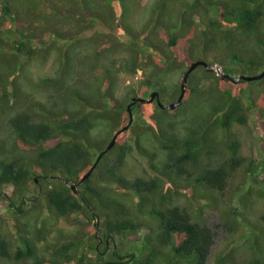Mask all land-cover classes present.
<instances>
[{
    "label": "trees",
    "instance_id": "obj_1",
    "mask_svg": "<svg viewBox=\"0 0 264 264\" xmlns=\"http://www.w3.org/2000/svg\"><path fill=\"white\" fill-rule=\"evenodd\" d=\"M167 1L150 2L154 5L148 18L150 26L167 19H160ZM176 3L181 5V15L177 23L167 24L164 29L167 46L174 51L167 65L183 68L186 64L189 67L195 58L207 61L212 58L213 62L224 65L226 74L238 76L237 69L228 65L229 53L223 44L230 47L225 41L258 28L264 19V0H177ZM0 4V104L4 112L12 110L21 96H27L20 92L19 79L14 75L22 69L26 57L59 50L67 56L80 53L86 59L94 52L99 60L95 74L100 67L105 70L99 74L105 78L99 100H91L83 90L72 86V98L82 101L83 106L75 100H66L64 106L56 104V109H49L46 104L30 101L28 95L31 106L10 116L15 146L30 152L23 155L8 151L0 143V153L4 154L0 159V264H21L29 259L33 264H207L215 244V232L202 220L200 211L193 212L176 200L185 188L197 199L218 206L231 180L240 172L247 178L253 177L249 200L254 195L264 198V180L258 178L264 161L247 162L234 129L247 125L251 119L264 121V86L258 91L252 88L264 84V78L233 83L204 67L210 74L206 77L210 85L221 93V101L203 123L188 128L183 135L162 129L168 110L160 108L157 101L137 102L132 107L133 124L102 156L92 175L83 179L117 131L130 122L127 107L137 92L133 88L121 98L116 94L119 87L113 69L123 57L121 53L127 51L130 57L121 60L117 70L124 68L133 76L142 70L145 87H154L161 94L166 92L155 81L154 75L162 68L151 64L157 62L156 54L150 55L147 50L149 34L145 33L142 45L140 41L135 43L133 37L129 39L113 32L118 31L117 22L130 18L138 6L133 5V0H95L93 7L87 0H26L22 7L18 0H0ZM99 23L108 27L102 35L92 31ZM198 24L205 27L203 44L196 43L194 38ZM150 45L160 49L155 40ZM229 58L245 66L264 64V59H248L239 53ZM11 65L14 66L11 73H7ZM73 73L72 68L70 76ZM66 76L60 72L47 79L46 84L64 88ZM11 85L14 92L9 91ZM192 91L200 89L188 85L187 95ZM10 97L16 99L12 104ZM100 126L106 129L102 130L103 136L111 132L105 143L94 134ZM147 129L164 141L165 160L157 159L158 153L143 143ZM131 132L129 141L127 136ZM261 142L264 157V139ZM134 148L149 161L152 177L129 178L125 174L127 159ZM44 179H50L51 183ZM245 181L240 182V188ZM73 182L78 186L74 188ZM32 183L38 185L39 193H32ZM7 186L13 188L11 193L5 190ZM32 203L39 214L36 217L33 213V219ZM234 213L231 226L242 224L249 228L251 258L247 264H264V229L253 223L247 213ZM75 214H83L92 224L87 235H66L69 239L61 244L51 245L48 240L45 247L39 246L40 240L52 232L50 225L39 227V220L52 216L69 218ZM12 219L14 234L6 232L10 230L5 226ZM144 227L147 230L141 232ZM228 253L218 257V264L230 258Z\"/></svg>",
    "mask_w": 264,
    "mask_h": 264
},
{
    "label": "rangeland",
    "instance_id": "obj_2",
    "mask_svg": "<svg viewBox=\"0 0 264 264\" xmlns=\"http://www.w3.org/2000/svg\"><path fill=\"white\" fill-rule=\"evenodd\" d=\"M155 1L156 0H133V5L138 6L137 10L131 15L130 18L120 19L117 22L118 26H116L118 31L113 32L117 35L124 34L129 39H132L133 37L135 43L140 41L142 45L144 41L143 37L149 34V39L146 41L148 43L147 50L150 55L156 54L154 58H156L157 62L155 63L153 61L151 64L153 66L162 68V70H158V73L154 75L156 78L155 81L166 90V92H162L160 98L164 104H170L179 98V80H183L185 70L188 69V64H186V66L183 68L175 64H172L171 66L167 65V59H171L173 57L171 54L174 53V51L171 50L169 46H167L164 29L167 27V24L171 25L177 23L176 21L181 15V5L176 3L177 0H168L164 11L160 15L161 20L167 19L163 21L164 23L161 21L150 26L151 24L149 23L148 18L152 13V7L154 6L150 4V2ZM18 2V5L22 7L25 5L26 0H18ZM87 3L90 7H93L95 0H87ZM170 11H172V14H170ZM170 15H172L174 19H172ZM195 20L200 23L198 16H196ZM147 28H149V30H147ZM204 28L205 27L203 25L199 24L198 28H196V36L194 38L197 40L196 43L198 44H203L202 39L204 38L202 37V29ZM92 31L93 33L99 32V34L102 35L108 31V27L103 23H99L95 30ZM92 31H89V34ZM146 32L147 34H145ZM154 40L161 50L150 45L153 44ZM205 40L207 42L210 41L207 38H205ZM225 43L230 45V47H228L224 46L223 44L224 50H228L229 53L227 59L229 64H227L230 67L234 66L237 69V71H235L236 75H239L240 73H242L240 75H257L263 72L264 64L255 67L245 66L239 62L236 63L231 61L229 56L234 53H239L248 59L253 57H257L260 60L264 59V19L261 21L256 30L250 33L241 34L236 38H231L230 41H225ZM134 53L137 54L138 52L134 51ZM121 55H123V57L119 58V62L114 66L113 69V71L117 73L115 76V82H117L119 87V90L116 93L117 96L121 98L123 94L126 93V91L128 93L133 88H135L137 95L134 97L148 98L151 93L155 91V89L154 87H145L143 85L145 83L142 79L143 71L139 70L138 73L133 76L125 71L124 68L117 70L118 67H120V61L126 57H130L129 52L127 51L125 53H121ZM197 60L198 59L195 58L194 61ZM211 62H213V59L209 58L208 63ZM98 63L99 60L95 57L94 52L86 59L80 53H73L72 55L67 56L64 54V51L59 50L44 51L40 52L34 57L30 56L28 58H24L22 69L19 72H16L14 75H16V77L19 79L20 92L27 96H21V101H19V103H14L16 99L14 97H10V104L14 103V106L11 107L12 110H8L6 112H4V106L0 104V143L5 144L8 151L13 150L18 154L22 152L23 155L30 152L28 150H18L20 148L14 144L12 138L14 137L12 134L13 131L9 124V118L14 113V111L27 109L31 106L28 95L30 96V101L34 100L36 102L46 104L49 109H56L58 105L64 106L63 102L66 100H75L71 95L72 86H76L83 90L86 96L91 100H99L100 86L102 87V81L105 79L103 74H99L103 73L105 70L103 67H100L97 70L96 75L94 70L96 67H98ZM80 64H83L84 68ZM10 67L11 68H9L7 73H11V69L14 66L11 65ZM72 68L74 73L70 76V71ZM204 70L205 68L203 66L198 67V69L193 71L190 77L191 80L189 79L188 82L190 87H199L200 91H192L186 95L185 104L180 107V109L176 111L168 110L166 114L167 122L162 127L166 133L176 131L177 133L183 135L188 128L203 123L212 113L214 107L220 104L222 97L221 93L215 86L210 85V80L206 78L207 76H210V74L206 73ZM60 72H65L67 75L64 88L60 89L58 85H49L50 83L46 84L47 79L57 76ZM5 77L8 76L5 75ZM131 85L133 86L130 87ZM261 86H264V84L254 85L252 88L255 91H258ZM9 91L14 92V85L9 87ZM0 94H2L1 90ZM75 101L79 102L81 106L84 105L79 99H76ZM75 106L77 105L75 104ZM234 129L239 134L242 146L241 153L247 162H251V160L256 159L262 163L264 161V157L261 148V141L264 139V121H261L259 118L253 120L251 119L247 125H238ZM102 130L104 132L106 131V129H103V127L100 126L96 131H94V134L98 137H101V141L104 142L106 138L109 137L111 132L108 131L104 133V137ZM156 130H158L157 126ZM127 138L129 141L131 140L132 132L129 133ZM131 143L134 144L133 141ZM143 143L148 148L158 153L157 159H166V150L163 147L164 141L162 139H157L152 131L148 129L146 130L145 134L143 135ZM2 157H4V154L0 153V159ZM124 172L129 178H135L136 176L152 177L153 175V171L149 168V161L145 157H140L136 149H134L128 157ZM252 178L253 177L247 178V176H244L242 172L238 173L231 180L227 192L222 196L218 206H210L208 203H206L205 199H197L193 196L190 189L185 190L184 188L181 190L182 192H179L180 196L177 198L176 202L187 206L193 212H196V210L200 211L202 220L205 221L215 232V244L212 247L207 264H218V257H220V255L226 256L225 254L228 252L230 258L226 259L221 264H247V262L250 260L251 251L249 250V247L251 244L249 243V228H244L242 224L235 226L233 224L232 227L229 222H231V218H234V212L237 211L239 215L247 213L250 217V220L254 221L253 223H256V225L261 229H264V219H262V216L264 215V198L260 197L259 195H254V198L249 200V197L252 196L250 194V186L254 183ZM258 178L264 180V168L258 174ZM244 179L246 180L245 184L240 188L239 184ZM44 180L51 183L50 179ZM166 181H169V187H173V184L170 182V180ZM73 185L78 186V184L74 182ZM30 186L32 193L35 194L40 192L38 185L32 183ZM36 187L37 190L35 189ZM5 190L8 193H11L13 188L11 186H7ZM30 207L32 211L31 217L33 219V213L36 212V208L34 207L33 203L30 205ZM5 210L6 209L4 206L2 211L5 212ZM35 214L36 217H39L38 213ZM87 220L88 219L85 218L83 214H75L69 218L59 219H54L53 216L52 218H42L39 220L37 225H39V227L45 225V228H47V225H50L52 232L46 239L40 240L38 243L39 246L45 247L47 244L45 242L48 240L51 241V245L61 244L63 240L69 239L66 235L69 237L74 234H78L80 236L87 235L88 231L90 232L92 226V224L88 223ZM13 223L14 220L12 219L7 223V225H5L10 230H6V232H11L14 234ZM34 225L33 228L36 227ZM146 230L147 228L144 227L140 231L142 232ZM21 264H33V262L31 259H29L28 262Z\"/></svg>",
    "mask_w": 264,
    "mask_h": 264
},
{
    "label": "water",
    "instance_id": "obj_3",
    "mask_svg": "<svg viewBox=\"0 0 264 264\" xmlns=\"http://www.w3.org/2000/svg\"><path fill=\"white\" fill-rule=\"evenodd\" d=\"M205 66L208 67V63L205 60H198L195 61L191 64V66L188 68V70L185 72V75L183 77V81L181 84V94L178 98L177 101L172 102L170 104H164L161 101L160 98V92L159 91H154L153 93H151L150 98H141V97H133L132 102L128 105V111L130 114V122L128 125H126L125 127L121 128L119 131H117V133L113 136L111 142L108 144L107 148L98 156V158L96 159L95 164L92 166V168L88 171V173L83 177V179H87L91 176L93 170L97 167L98 163L100 162L102 156L110 149L113 148V146L115 145L119 135L128 130L130 128V126L133 124L134 122V114H133V105H135L137 102L140 103H150L153 101H157L158 105L160 106V108L162 109H169V110H175L178 107H180L183 104L184 98L186 96V92H187V85L189 82V77L191 75V73L198 68L199 66ZM224 78L232 81L233 83H238L241 80L244 81H256V80H260L262 78H264V71L257 74V75H239V76H233L230 74H227ZM73 187L75 188V185H73Z\"/></svg>",
    "mask_w": 264,
    "mask_h": 264
},
{
    "label": "clouds",
    "instance_id": "obj_4",
    "mask_svg": "<svg viewBox=\"0 0 264 264\" xmlns=\"http://www.w3.org/2000/svg\"><path fill=\"white\" fill-rule=\"evenodd\" d=\"M198 60H199V59H198ZM198 60H197V61H198ZM200 60H205V59H200ZM205 61H206V60H205ZM194 62H195V61H194ZM206 62L208 63V61H206ZM192 63H193V62H192ZM192 63H191V64H192ZM214 63H219V64L222 65L223 68H224V65H223V64H221L220 62H216V61H215V62H212V63H210V64L208 63V67H205V66H203V67L208 68V69H210L211 71H213V69L211 68V66H212ZM190 66H191V65H190ZM190 66H189V67H190ZM201 66H202V65H201ZM189 67H188V68H189ZM199 67H200V66H199ZM196 69H198V68H196ZM196 69H195V70H196ZM187 70H188V69H187ZM195 70H194V71H195ZM224 70H225V68H224ZM141 71H142V70H141ZM185 72H186V71H185ZM192 73H193V72H192ZM192 73H191V74H192ZM213 73H214L217 77H225V76L227 75V74H226V71H225V73H224L223 75H217L214 71H213ZM233 76H234V75H233ZM238 76H239V75H238ZM190 77H191V75H190ZM190 77H189V79H190ZM236 77H237V76H236ZM182 81H183V80H181V84H182ZM187 88H188V85H187ZM155 91H158V90H155ZM159 92H160V91H159ZM180 94H181V92H180ZM186 95H187V92H186ZM150 96H151V95H150ZM150 96H149L148 98H150ZM160 96H161V92H160ZM179 96H180V95H179ZM185 97H186V96H185ZM177 100H178V99H177ZM177 100H176V101H177ZM155 101H156V100H155ZM184 104H185V98H184L183 104H182L180 107H182ZM180 107H178V108H180ZM165 110H169V109H165ZM134 120H135V117H134ZM134 149H135V148H134ZM140 157H141V156H140ZM93 171H94V170H93ZM87 173H88V172H87ZM87 173H86V174H87ZM92 173H93V172H92ZM91 175H92V174H91ZM75 187H76V185H75Z\"/></svg>",
    "mask_w": 264,
    "mask_h": 264
},
{
    "label": "built area",
    "instance_id": "obj_5",
    "mask_svg": "<svg viewBox=\"0 0 264 264\" xmlns=\"http://www.w3.org/2000/svg\"><path fill=\"white\" fill-rule=\"evenodd\" d=\"M211 68L217 75H223L225 73L223 66L219 63H214Z\"/></svg>",
    "mask_w": 264,
    "mask_h": 264
}]
</instances>
